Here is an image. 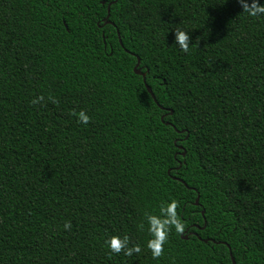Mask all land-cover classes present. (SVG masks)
Listing matches in <instances>:
<instances>
[{
	"label": "trees",
	"instance_id": "1",
	"mask_svg": "<svg viewBox=\"0 0 264 264\" xmlns=\"http://www.w3.org/2000/svg\"><path fill=\"white\" fill-rule=\"evenodd\" d=\"M171 199L185 231L154 259L145 217ZM112 235L141 251L110 252ZM232 257L264 264V16L237 0H0V264Z\"/></svg>",
	"mask_w": 264,
	"mask_h": 264
},
{
	"label": "clouds",
	"instance_id": "2",
	"mask_svg": "<svg viewBox=\"0 0 264 264\" xmlns=\"http://www.w3.org/2000/svg\"><path fill=\"white\" fill-rule=\"evenodd\" d=\"M240 5L241 12L246 13L249 17L264 16V2L259 0H237ZM174 43L178 48L187 52L189 50V32L183 29H174ZM80 123L87 124L88 115L81 110L78 114ZM179 207L176 199H171L159 207L158 214L146 215L147 231L149 239L146 241V248L150 251L151 256L155 259L162 255L164 245L168 239L169 232L174 229L177 234L185 231V225L179 218L177 209ZM65 229L70 228V223L66 222ZM107 248L112 253H120L131 256L133 253H139L141 248L138 244L129 246V237L127 235H112L105 241Z\"/></svg>",
	"mask_w": 264,
	"mask_h": 264
},
{
	"label": "water",
	"instance_id": "3",
	"mask_svg": "<svg viewBox=\"0 0 264 264\" xmlns=\"http://www.w3.org/2000/svg\"><path fill=\"white\" fill-rule=\"evenodd\" d=\"M111 4H112V3H110L109 6H108V15H107V17H106V19H105V24H111V25H114V23H112V22L109 20ZM119 39H120V43H121V45L123 46V43H122V39H121L120 33H119ZM139 66H140V59L138 58V63H137V65H136V67H135V72H136V74L142 75V77L144 78V81H146V75H145L144 73H142V71L139 69ZM146 87H147L148 92L152 95V97H153V99L155 100V102L158 103L157 100H156V98H155V95H154V93H153V91H152V89H151V87L148 86V85H146ZM159 106H160V105H159ZM160 108H161L162 110H168V111H170L169 109H166V108H164V107H162V106H160ZM170 114H172V111H170ZM167 124H170V123H167ZM180 149H183V147L180 146ZM183 154L185 155V152H184ZM174 179H175V180H178V181H180V182H182V183H184L183 180H181V179H179V178H177V177H174ZM184 184H185V183H184ZM195 204H196V206L199 205V195H198V197H197V199H196V203H195ZM202 214H203V216H205V211H204V210L202 211ZM205 224H206V221H205ZM203 228H204V227H203ZM190 234H191V235H193V234L196 235V233H190ZM188 236H189V235H182V238H183V239H188ZM208 241H209L208 239L204 240V242H208ZM212 241H213V240H212ZM232 258H233V257H232ZM233 264H236L234 258H233Z\"/></svg>",
	"mask_w": 264,
	"mask_h": 264
}]
</instances>
